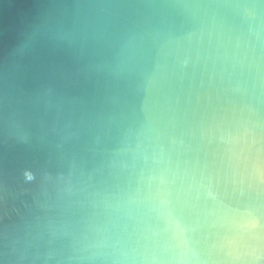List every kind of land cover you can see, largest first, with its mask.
Returning <instances> with one entry per match:
<instances>
[{
    "label": "water",
    "instance_id": "95a60500",
    "mask_svg": "<svg viewBox=\"0 0 264 264\" xmlns=\"http://www.w3.org/2000/svg\"><path fill=\"white\" fill-rule=\"evenodd\" d=\"M0 264H264V0H0Z\"/></svg>",
    "mask_w": 264,
    "mask_h": 264
}]
</instances>
